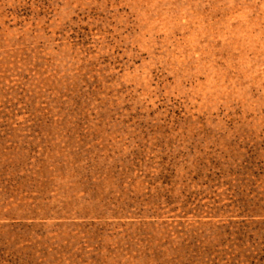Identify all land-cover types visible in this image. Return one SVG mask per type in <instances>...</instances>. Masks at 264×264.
<instances>
[{
    "label": "rangeland",
    "instance_id": "374dc122",
    "mask_svg": "<svg viewBox=\"0 0 264 264\" xmlns=\"http://www.w3.org/2000/svg\"><path fill=\"white\" fill-rule=\"evenodd\" d=\"M0 264H264V0H0Z\"/></svg>",
    "mask_w": 264,
    "mask_h": 264
}]
</instances>
